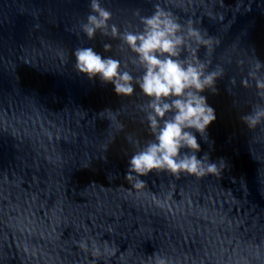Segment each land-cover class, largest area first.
Masks as SVG:
<instances>
[{"label":"water","instance_id":"95a60500","mask_svg":"<svg viewBox=\"0 0 264 264\" xmlns=\"http://www.w3.org/2000/svg\"><path fill=\"white\" fill-rule=\"evenodd\" d=\"M99 3L116 36L83 31L90 0H0V264H152L156 254L170 264H264V118L251 129L241 119L264 107L254 82L241 85L252 63L264 65V0ZM154 5L182 26L175 59L194 48L206 73L223 69L215 91L199 93L215 119L203 133L185 129L219 175L126 178L155 137L151 98L136 83L144 69L121 34L141 32ZM188 20L213 38L211 50L185 35ZM83 48L118 60L132 93L78 71Z\"/></svg>","mask_w":264,"mask_h":264},{"label":"clouds","instance_id":"9594fccd","mask_svg":"<svg viewBox=\"0 0 264 264\" xmlns=\"http://www.w3.org/2000/svg\"><path fill=\"white\" fill-rule=\"evenodd\" d=\"M90 8L95 14L90 13L87 23L82 25L87 36L91 38L96 29L106 28H110L111 35L116 36V26L107 25L111 12L101 7L99 0H90ZM134 15H139L138 11ZM140 21L143 25L141 32H124L121 39L137 54L138 62L144 69L136 83L142 93L151 98L148 104L151 112L147 119L155 142L147 144L143 150L131 156L126 178L131 181L134 179L132 173L145 175L153 169L166 170L174 176L180 173L197 178L209 173L219 175L217 165L207 162L206 156L197 159L195 151L199 150V145L195 136L185 129L194 128L203 133L206 126L215 119L214 110L199 93L206 87L215 91V79L223 74V69L217 66L215 70L206 73V64L196 59L194 48L190 49V59H175L179 55L180 46L185 43L184 35H178L182 26L170 12L161 9L159 5H154L153 13L141 16ZM185 35L209 50L214 43L212 37L202 35L199 29L192 27L191 20L187 21ZM108 47L109 45H105L106 49ZM74 56L78 71L88 74L90 78L99 74L102 80L113 84V90L118 95L132 93L133 77L127 71H118V60L101 58L91 48L77 49ZM262 66L264 65L258 60L252 63L247 77L241 79V85L248 87L250 81L254 82L256 95L264 99V77L258 75ZM169 111L173 113L171 118L158 119ZM262 118L264 107H258L251 114L241 117L250 129L259 124ZM182 147L193 150L192 154H181ZM143 184V181L135 179L133 187L140 189ZM152 264H170V261L167 257L156 254Z\"/></svg>","mask_w":264,"mask_h":264}]
</instances>
